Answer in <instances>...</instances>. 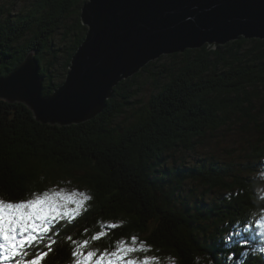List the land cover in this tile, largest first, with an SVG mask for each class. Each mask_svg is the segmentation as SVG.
<instances>
[{
  "label": "trees",
  "instance_id": "16d2710c",
  "mask_svg": "<svg viewBox=\"0 0 264 264\" xmlns=\"http://www.w3.org/2000/svg\"><path fill=\"white\" fill-rule=\"evenodd\" d=\"M28 1L17 14L0 13V68L7 75L35 50L48 95L64 82L86 36L85 0ZM164 57L168 61L161 64ZM156 64L161 66L153 72ZM162 77L168 82L155 93ZM146 82L154 91L137 113L135 98ZM230 133L242 143L230 150L242 152L232 160L177 164V151H198L197 139L218 142ZM262 157L260 38L163 55L119 82L105 109L78 124H45L24 103L0 100V198L66 184V193L92 197L31 249L47 252L41 264H74L73 252L84 242L86 251L100 254L133 236L163 263L264 264V252L258 251L263 233L254 226L264 215V176L257 173ZM217 190L223 197L208 204L207 194ZM230 228L240 231L234 242Z\"/></svg>",
  "mask_w": 264,
  "mask_h": 264
},
{
  "label": "water",
  "instance_id": "95a60500",
  "mask_svg": "<svg viewBox=\"0 0 264 264\" xmlns=\"http://www.w3.org/2000/svg\"><path fill=\"white\" fill-rule=\"evenodd\" d=\"M81 19L86 36L53 93L44 94L31 50L7 75L0 70V99L24 103L45 124H78L105 109L119 82L163 55L264 39V0H85Z\"/></svg>",
  "mask_w": 264,
  "mask_h": 264
},
{
  "label": "snow or ice",
  "instance_id": "6c2138e0",
  "mask_svg": "<svg viewBox=\"0 0 264 264\" xmlns=\"http://www.w3.org/2000/svg\"><path fill=\"white\" fill-rule=\"evenodd\" d=\"M91 199L85 192L73 190L66 193L64 189L33 192L28 197L15 199L0 198V264L4 260H15L16 264H39L47 252L37 250L30 254V250L38 249L52 229L66 217H75L81 205ZM98 238L99 236L93 237ZM139 244L143 245L144 242ZM118 245L111 252L105 249L94 261L92 258L97 253L89 251L86 256H82L80 264H160V259L156 256L136 255L151 249L138 247L135 236L131 237V243L122 240ZM258 251L264 252V248ZM20 256L25 259L20 261ZM73 256L76 257L77 252L74 251ZM237 264L242 262L238 261Z\"/></svg>",
  "mask_w": 264,
  "mask_h": 264
},
{
  "label": "rangeland",
  "instance_id": "374dc122",
  "mask_svg": "<svg viewBox=\"0 0 264 264\" xmlns=\"http://www.w3.org/2000/svg\"><path fill=\"white\" fill-rule=\"evenodd\" d=\"M29 2L30 1H28V0H17V1H15V0H0V13L9 12V11H12L13 13H16V12L20 11L21 9H24L25 6L27 7L26 4L29 3ZM3 3H5V4H3ZM2 8H4V10ZM5 8H8L9 10H7ZM56 39L57 40L60 39V34H57ZM166 61H168V58L164 57L161 64H165ZM170 63L171 62H168V64H170ZM0 64H1V62H0ZM159 66H161V65L160 64H156L155 66H152L151 67V70L153 72H158V70H159L158 67ZM14 69H12V70H14ZM0 70H1V68H0ZM39 72L41 73V71H39ZM167 82H168V78L162 77L161 78V84H160L159 88L156 90L155 93H158V91L161 90L162 87ZM151 90L154 91L152 82H146V83H144L143 90L139 92L140 96L137 95L136 98H135L136 99V104L138 105V111H137V113H139L141 110H143L144 107L149 102L150 96L153 94L151 92ZM0 100H3V99H0ZM15 103H17V102H15ZM211 138L212 137H210V139ZM200 140H201V142H199ZM197 141L199 142L198 147H197L198 148V151H195L194 148H191V149H182V150L176 152L175 157L176 156L178 157L177 160H176L177 161V164H183L182 163V160L183 159L196 160V158H201V159L206 158V161H207V159L210 160L212 157L213 158L215 157L214 158V161H216L217 163H224L226 161L232 160V157L231 156H233L235 154H237V155L238 154L239 155L242 154V152L241 153H238L237 152V153H234L233 155H230V152H231L230 150H234L233 149V146L239 147L240 145H242V143L240 141H238V137L236 135L231 134V133L228 136H226V137L225 136L222 137L221 141L218 140V142H216V141L212 142L210 140L207 141L206 139L205 140L197 139L196 142ZM225 149L228 152H224ZM170 158H173L172 155H171ZM247 159H248V157L245 158L244 160H247ZM194 162H196V161H194ZM257 167H258L257 168V173L258 172H261V174L264 176V157H262L260 159V164H258ZM257 173L255 175H257ZM73 186L76 187V185H73ZM69 187H71V184H66L64 187L52 186L48 190H51V191H59L60 189H64L65 192H66V190ZM261 191L264 192V188H262ZM197 192H199L198 189H197ZM219 192L220 191L217 190L216 192L214 191L213 193H208L207 196H206V198H205V201H207L208 204H210L211 202H213V200L219 201L220 198L223 197V195L220 194ZM208 204H206V205H208ZM73 207H75V206L73 205ZM254 226L255 227L258 226L257 228L259 230H261L262 233H263V234H260L259 238L260 239H262V237L264 238V215L258 221L255 222V225ZM252 231L253 232H256L255 229H253ZM229 233L233 236L232 242H234L235 241V236L236 235L239 236L240 231H236L234 228H230ZM255 238L256 237H254V239ZM124 241H126V240H124ZM126 242L131 243L130 241H126ZM86 245H87V243L84 242L82 244V247L84 249H82V247H81V250H79V248H78V250H77V257H76V261H75L74 264H80V260H81L82 256H86L87 252H89V251H86V249H85L87 247ZM137 246L138 247L139 246H144L146 249H148V247L145 245V243L143 245H140L139 244V241H137ZM256 246H261V245H256ZM252 248H254V247H252ZM90 251H92V250H90ZM92 252H94V251H92ZM145 254L146 255H149V256H155V255L149 253L148 251H145V252H142V253H137L136 255L142 257ZM99 255L100 254H97L96 257L92 258L93 261L96 260V259H98ZM41 261L39 262V264H41ZM3 264H16V261L15 260H4L3 261ZM160 264H168V263L160 262Z\"/></svg>",
  "mask_w": 264,
  "mask_h": 264
},
{
  "label": "bare ground",
  "instance_id": "6f19581e",
  "mask_svg": "<svg viewBox=\"0 0 264 264\" xmlns=\"http://www.w3.org/2000/svg\"><path fill=\"white\" fill-rule=\"evenodd\" d=\"M80 5V4H79ZM17 14V13H16ZM68 22V21H67ZM69 24V23H68ZM65 27V26H64ZM69 27V26H68ZM56 28V27H55ZM34 37V36H33ZM48 38V37H47ZM1 42V41H0ZM169 57V56H168ZM172 57V56H171ZM1 62V61H0ZM37 74L39 75V76H41L42 77V75L40 74V72L38 73L37 72ZM89 204V203H88ZM84 206V205H83ZM108 234H109V232H108ZM91 238V237H90ZM94 258V257H93ZM76 261V260H75ZM75 263V262H74Z\"/></svg>",
  "mask_w": 264,
  "mask_h": 264
}]
</instances>
